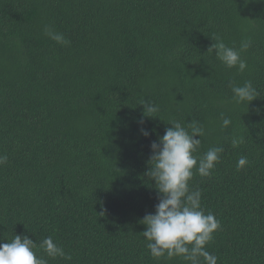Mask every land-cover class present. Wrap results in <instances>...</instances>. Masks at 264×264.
Listing matches in <instances>:
<instances>
[{
  "label": "trees",
  "instance_id": "1",
  "mask_svg": "<svg viewBox=\"0 0 264 264\" xmlns=\"http://www.w3.org/2000/svg\"><path fill=\"white\" fill-rule=\"evenodd\" d=\"M214 37L250 39L243 72L207 52ZM229 81H251L254 100L233 102ZM172 121L203 125L196 155L223 148L189 182L220 221L206 250L264 264V0H0V242L51 236L71 259L37 250L48 264H186L153 259L142 236L158 203L150 145Z\"/></svg>",
  "mask_w": 264,
  "mask_h": 264
},
{
  "label": "clouds",
  "instance_id": "2",
  "mask_svg": "<svg viewBox=\"0 0 264 264\" xmlns=\"http://www.w3.org/2000/svg\"><path fill=\"white\" fill-rule=\"evenodd\" d=\"M43 35L61 46H68L69 40L64 34L51 26H44ZM207 52L212 55L215 50V59L227 68H237L243 72L247 62L242 59L241 53L251 45L250 39L242 40L239 49L227 46L220 37H214ZM232 92V101L240 104L254 100L257 95L251 81L242 85L229 81ZM145 117H153L159 112L158 105L142 100ZM143 123V121H141ZM231 120L222 115V127H227ZM164 135L150 145L151 156L145 175L154 181L158 193V203L154 213L144 216L141 223L145 226L142 236L145 247L155 260L174 257L182 258L186 264H217L218 257L206 250L213 234L221 227L220 221L211 212L205 214L201 205V190L192 189L189 182L192 180L195 169L200 177H210L216 163L219 162L221 147L209 148L203 155H196L205 134L203 125L191 121L185 127L179 121L169 123ZM145 137L148 132L141 128ZM243 143V138H234L232 145ZM7 155H0V165L7 163ZM248 164L247 157L241 156L237 161V170ZM37 250H42L50 259L67 256L63 247L58 246L51 236L44 238L39 245L28 236L15 235L9 242H0V264H48L44 256H38Z\"/></svg>",
  "mask_w": 264,
  "mask_h": 264
}]
</instances>
